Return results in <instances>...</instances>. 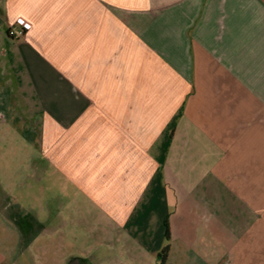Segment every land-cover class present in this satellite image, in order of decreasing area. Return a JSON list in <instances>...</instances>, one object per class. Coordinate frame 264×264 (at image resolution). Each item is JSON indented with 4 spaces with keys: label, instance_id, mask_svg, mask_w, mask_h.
<instances>
[{
    "label": "crops",
    "instance_id": "crops-1",
    "mask_svg": "<svg viewBox=\"0 0 264 264\" xmlns=\"http://www.w3.org/2000/svg\"><path fill=\"white\" fill-rule=\"evenodd\" d=\"M0 126L111 221L163 182L203 227L257 223L264 255V0H0Z\"/></svg>",
    "mask_w": 264,
    "mask_h": 264
},
{
    "label": "rangeland",
    "instance_id": "rangeland-1",
    "mask_svg": "<svg viewBox=\"0 0 264 264\" xmlns=\"http://www.w3.org/2000/svg\"><path fill=\"white\" fill-rule=\"evenodd\" d=\"M26 127L6 135L0 126V264H17L23 251L18 264H73L83 259L82 252L91 254L84 264L106 256L104 264H264V255L251 244L250 227L254 230L257 223L248 222L237 232L239 221L211 220L203 227L163 182L146 191L145 201L133 208L126 223L108 219V207L92 204L83 194L74 197V191H66L60 196L53 177L49 183L26 165L33 151L20 133ZM95 194L99 197L100 191ZM170 224L176 229L170 231Z\"/></svg>",
    "mask_w": 264,
    "mask_h": 264
},
{
    "label": "built area",
    "instance_id": "built-area-1",
    "mask_svg": "<svg viewBox=\"0 0 264 264\" xmlns=\"http://www.w3.org/2000/svg\"><path fill=\"white\" fill-rule=\"evenodd\" d=\"M16 25H18L20 27L19 30H16L14 28V26L12 25L9 28V32H8L9 37L14 39V40H18V39L24 37L25 33L31 29V24L25 22L22 19H18L16 21Z\"/></svg>",
    "mask_w": 264,
    "mask_h": 264
},
{
    "label": "trees",
    "instance_id": "trees-1",
    "mask_svg": "<svg viewBox=\"0 0 264 264\" xmlns=\"http://www.w3.org/2000/svg\"><path fill=\"white\" fill-rule=\"evenodd\" d=\"M167 237H169V226L167 224ZM170 247L167 246L163 251V259L165 260L167 258V253L169 252Z\"/></svg>",
    "mask_w": 264,
    "mask_h": 264
}]
</instances>
